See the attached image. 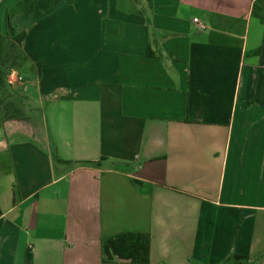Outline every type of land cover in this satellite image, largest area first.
<instances>
[{"label": "crops", "instance_id": "obj_1", "mask_svg": "<svg viewBox=\"0 0 264 264\" xmlns=\"http://www.w3.org/2000/svg\"><path fill=\"white\" fill-rule=\"evenodd\" d=\"M17 2L0 31L10 12L26 32L40 141L0 125V264H130L102 256L123 232L148 234L147 264H264L254 0Z\"/></svg>", "mask_w": 264, "mask_h": 264}, {"label": "trees", "instance_id": "obj_2", "mask_svg": "<svg viewBox=\"0 0 264 264\" xmlns=\"http://www.w3.org/2000/svg\"><path fill=\"white\" fill-rule=\"evenodd\" d=\"M137 1V0H133ZM5 2L2 0L0 7ZM60 0H18L17 7L24 16H32L35 20L51 14ZM253 17L264 26L263 0H254L251 8ZM12 14L5 15L4 30L0 31V125L16 127L34 141H40L39 128L29 123L28 108L17 102L20 90L13 88L8 82L11 71H19L28 60L22 52L25 31H18L12 24ZM37 68H38V64ZM28 107V106H27ZM103 160V159H101ZM58 162H62L58 160ZM104 261L111 255L117 261L130 264H147L149 257V236L145 233L123 232L111 238L101 240Z\"/></svg>", "mask_w": 264, "mask_h": 264}, {"label": "rangeland", "instance_id": "obj_3", "mask_svg": "<svg viewBox=\"0 0 264 264\" xmlns=\"http://www.w3.org/2000/svg\"><path fill=\"white\" fill-rule=\"evenodd\" d=\"M22 52H23V50H22ZM23 54H24V52H23ZM9 79L13 82L14 81V76H12V78L9 77ZM16 84H19V83L17 82ZM25 90L28 91L27 92L28 97L24 93L21 96L17 97L16 101L24 104L25 105L24 107L29 109L28 110V117L33 120L36 117V114L38 113L37 111L33 110V108H39L40 107L39 101L37 99L36 92H34L33 88L29 84L25 85ZM27 105H29L30 107L29 106L27 107Z\"/></svg>", "mask_w": 264, "mask_h": 264}, {"label": "built area", "instance_id": "obj_4", "mask_svg": "<svg viewBox=\"0 0 264 264\" xmlns=\"http://www.w3.org/2000/svg\"><path fill=\"white\" fill-rule=\"evenodd\" d=\"M192 22L196 25V27H197V29H198L199 31H204V30H205L206 25H205L203 22H201L200 20H198L197 18H194V19L192 20ZM12 76H14V81H13V82L9 79V77L12 78ZM8 82H9L10 84H12V85H15L17 82H18V83H21V82H22V79H21V77H19V76L16 74L15 71H11V72L9 73V75H8Z\"/></svg>", "mask_w": 264, "mask_h": 264}, {"label": "water", "instance_id": "obj_5", "mask_svg": "<svg viewBox=\"0 0 264 264\" xmlns=\"http://www.w3.org/2000/svg\"><path fill=\"white\" fill-rule=\"evenodd\" d=\"M13 87L16 89V86L15 85H13ZM17 87H19V86H17Z\"/></svg>", "mask_w": 264, "mask_h": 264}]
</instances>
